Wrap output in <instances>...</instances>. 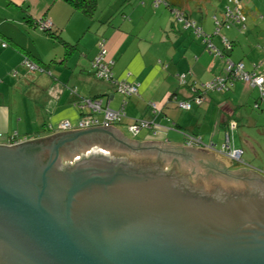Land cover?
Instances as JSON below:
<instances>
[{
	"label": "water",
	"instance_id": "1",
	"mask_svg": "<svg viewBox=\"0 0 264 264\" xmlns=\"http://www.w3.org/2000/svg\"><path fill=\"white\" fill-rule=\"evenodd\" d=\"M94 133L163 150L166 167L93 143L65 164L62 149ZM127 138L93 126L0 143V264H264L262 175Z\"/></svg>",
	"mask_w": 264,
	"mask_h": 264
},
{
	"label": "crops",
	"instance_id": "2",
	"mask_svg": "<svg viewBox=\"0 0 264 264\" xmlns=\"http://www.w3.org/2000/svg\"><path fill=\"white\" fill-rule=\"evenodd\" d=\"M161 4L154 0H98L97 13L88 17L63 0H0V38L7 41L6 46L0 43V143L13 134L29 137L27 129L34 128L33 123L40 126L31 139L50 134L46 125L57 126L63 120L75 123L82 115L76 104L78 100L101 98L112 109H119L125 103L126 116L115 127L124 136L141 143L163 141V147L191 148L228 167L225 160H220L224 154L211 155L206 143L218 146L222 141L220 133L231 130L232 119L239 126L246 118L242 114L246 105L259 99L256 87L241 79L233 84L227 80L225 89L207 90L206 103L195 104L190 110L180 109L168 99L176 94L179 99L191 100L197 94L196 86L224 73L228 56L243 61L246 70L264 74V55L253 54V49L245 45L244 39L251 37L248 32L224 29V35L233 42V48L228 51L223 38L219 42L214 36L217 31L207 29L211 27L210 19L203 16L204 12L201 11L200 24L188 14L190 20L185 22L176 20L174 11ZM179 8L186 11L183 6ZM224 13L223 9L215 17L220 16L224 21ZM29 17L51 19L59 35L53 37L41 31L29 22ZM194 24L209 31L205 32L211 35L213 46L226 54L216 56L211 52ZM258 33H264L263 24ZM102 35L108 36L107 58L113 61L114 76L138 84V94L124 95L115 84L95 74L93 63ZM259 37L264 39V34ZM26 51L46 71L26 69L23 65ZM182 75L188 80L184 86L180 85ZM74 88L77 92H73ZM42 95L45 100L42 108L33 105V109L29 100H40ZM150 101L161 108L158 114L152 112ZM257 113L256 120L250 117L245 121L264 125V114ZM137 118L156 122L157 133L145 128L136 138L131 137L127 126ZM187 134L201 138L205 144L186 145ZM239 143L242 140L237 134L234 145L242 148ZM245 152L243 149V156Z\"/></svg>",
	"mask_w": 264,
	"mask_h": 264
},
{
	"label": "built area",
	"instance_id": "3",
	"mask_svg": "<svg viewBox=\"0 0 264 264\" xmlns=\"http://www.w3.org/2000/svg\"><path fill=\"white\" fill-rule=\"evenodd\" d=\"M227 17L229 21H232V17H236V20L238 22H243L246 20V16L243 11L240 10V7H236L232 10V8H228ZM40 26L45 29H51L53 26V22L50 19L41 20ZM196 31L200 35L206 34L202 31L200 27H197ZM203 36V37H204ZM209 38V37H208ZM207 39V38H206ZM107 41L108 36H103L100 39L99 43V53L94 59V69L95 73L99 78L105 79L107 81L112 82L115 84L117 90L121 92L124 95H136L139 93V86L135 83H130L126 81L125 79H118L114 76L113 70H112V64L113 61L109 60L107 58L108 54V48H107ZM226 42V39H224ZM3 46H6V42L1 43ZM209 47H211L212 50H214L216 53H220L217 48L213 46L211 41H209ZM28 67L32 69H40L38 65H36L33 62H27ZM244 63L233 61L230 58H226V66H225V74L224 75H218L215 79L212 81H209L205 84L201 85V88L204 90H201L199 93H197L194 97V100L197 102V104L201 105L206 101V91L207 90H222L227 87V80L232 79L235 81L237 79L244 80L248 83H250L254 87H258L260 90V95L262 99H264V76L257 75L255 72L249 73L244 70ZM185 75H182L181 81H183ZM233 84V82L231 83ZM73 92H77V89H73ZM177 104L180 106V108L183 109H190L192 107L191 102L183 101L178 98L175 99ZM77 106L83 110V114L79 118L78 121L75 123L69 120H63L57 126H54L60 131H67V130H78V129H86L87 127H93V126H116L120 122L123 121V119L126 116L125 111V103L122 104V106L119 109H112L108 105H104L103 99L101 98H88L84 97L83 99L78 100L76 103ZM150 107L153 113L158 112V105L156 102H151ZM155 125L158 126L156 122L153 120L143 119V118H137L134 119L132 123H130L127 128L132 134L133 137H137L140 132L145 128H151L153 130V133H157V129L155 128ZM0 137H2V133L0 132ZM28 137H19L16 134L8 136L5 144L13 145L16 143L27 141ZM199 142H201L198 139ZM225 151L227 153H233V155L236 158H242L243 149L237 148L235 146L231 145V138L230 135L227 134V141H225ZM230 147V148H229ZM229 148V149H228Z\"/></svg>",
	"mask_w": 264,
	"mask_h": 264
},
{
	"label": "rangeland",
	"instance_id": "4",
	"mask_svg": "<svg viewBox=\"0 0 264 264\" xmlns=\"http://www.w3.org/2000/svg\"><path fill=\"white\" fill-rule=\"evenodd\" d=\"M225 3H227L232 10L235 9L236 7H240V10L243 11L246 15H247V19L244 22H238L236 20V17H232V21L229 22L228 20H225L224 23L226 26H228L227 28L229 30H232L236 33L241 32L243 34L247 33L251 36L249 39L245 38L244 42L245 45L249 48V49H253V54H259L260 56L263 54L264 55V39L259 37L262 34H259L258 32L260 31V28L262 27V24L264 25V0H183V4L182 6L185 7L184 12H186V14L191 16V20L192 21H198L201 18V14L202 12H204L203 16H208V18L210 19V25L211 27H207L208 30H218V23L215 19V14L218 13H222ZM161 6L163 7V3L161 4ZM181 7V5H180ZM202 11V12H201ZM246 11V12H245ZM218 12V13H217ZM225 15V13H224ZM222 16V15H221ZM220 18V19H219ZM219 22H221L223 24V27L221 28L220 33H216L214 36L216 37V39H220L221 37L223 38L224 36V29H226V27L224 26L223 21L221 20L222 18L219 16ZM199 24L201 23L200 21H198ZM262 23V24H261ZM251 27L252 31H249V28ZM207 33H209V31L205 30ZM259 36H258V35ZM248 40V41H247ZM220 42V40H219ZM44 45V44H42ZM230 46H232L233 48V42L232 41H228V45L227 48H230ZM259 57V56H258ZM248 83V82H247ZM250 84V83H248ZM257 89V93H256V97L258 96L260 98V92ZM255 97V96H254ZM40 100H29V104L31 105V107H33V105H37L39 108H42V104L45 100H42L44 98V96H39ZM253 99V97H252ZM253 102L250 103V105H246L245 109L243 110L244 112L242 114H244L246 116V118L240 122L239 126L237 124V121L235 119H232L230 121L231 127H235L236 124L237 126L235 128H231V130H229V132H224V133H220L222 141L219 143L218 146H211L209 148H211V150H208L209 153H211V155H215V153H223L224 155L220 158V160H225L224 163L228 164V167H226L227 169L230 170V168H232L233 170L236 169H244V170H254V172L262 175L264 177V134L260 133V129L264 128V125L261 124L258 125V122H254V121H245L248 118H253V120H256V118L254 117H258V113L257 111H259V115L264 114V99H262L258 104L257 102H255V100H252ZM263 103V107L260 106V104ZM34 109V107H33ZM44 113V108L41 110ZM43 116H41L42 118ZM264 124V122H263ZM33 125L35 126L33 127H28L27 132L29 133V137L32 138V134L34 131H36L37 126L40 125H36L35 123H33ZM116 127V126H114ZM47 130V129H46ZM264 130V129H263ZM124 131L126 132V130L124 129ZM127 131L129 132V135L132 136V134L130 133V131L127 129ZM47 132H49L50 134H45L44 136L47 135H51L52 133L54 134V132H51V130H47ZM21 133H24V131H21ZM46 133V132H44ZM156 134V133H153ZM215 135H217V132H214ZM227 134L230 135V138L232 140L233 146L234 145V139L235 136H237V134L240 135V139L242 140V144L239 145L246 150L244 156L242 154V158H236L233 153H227V151H225V141H227ZM128 135V136H129ZM24 136V135H22ZM28 137V138H29ZM251 144L253 148H250V146L247 144ZM205 144V143H204ZM207 146H210L209 144L206 143ZM236 147V146H235ZM230 148V147H229ZM228 148V149H229ZM239 148V147H238ZM207 153V152H205ZM208 154V153H207ZM216 156V155H215Z\"/></svg>",
	"mask_w": 264,
	"mask_h": 264
},
{
	"label": "trees",
	"instance_id": "5",
	"mask_svg": "<svg viewBox=\"0 0 264 264\" xmlns=\"http://www.w3.org/2000/svg\"><path fill=\"white\" fill-rule=\"evenodd\" d=\"M63 1H65V2H67L68 4H70L74 9H76V10H79V11H81L82 13H84L86 16H88V17H94L95 16V14L97 13V10H98V0H63ZM154 2L155 3H164L166 6H168V7H170L173 11H174V15H175V19L176 20H178V19H180V20H183V21H185V22H187V21H189L190 19L188 18V16H186V12H184L181 8H179L180 7V5L182 6V4H183V0H154ZM179 6V7H178ZM228 8H231L228 4H225V7H224V12H225V19H224V21L225 20H228V17H227V13H228ZM245 14V13H244ZM245 16L247 17V15L245 14ZM41 19L42 20H45V19H47V18H40V19H35V17H29V22H31V23H33L34 25H36V27L38 28V29H40L41 31H44V32H46V33H48V34H50L51 36H53V37H56V35H59V31L58 30H56L55 28H54V25L52 26V28L51 29H45V28H42L40 25V22H41ZM49 19V18H48ZM215 19H216V21H217V23H218V30L216 29V31H217V33H220V31H221V28L223 27V24L221 23V22H219L220 20L217 18V17H215ZM247 19V18H246ZM51 20V19H50ZM52 21V20H51ZM224 21H223V23H224ZM229 21V20H228ZM191 22V21H190ZM229 22H231V21H229ZM244 22V21H243ZM245 23V22H244ZM192 26H194L196 29H197V26L194 24V25H192ZM224 26L227 28L228 26H226L225 25V23H224ZM201 28V27H200ZM202 29V28H201ZM202 31L204 32V34H206V36H208V37H205L203 34H202V36H204L203 37V39H204V41L208 44L209 43V41H210V39H211V35H209V34H207L203 29H202ZM199 33H201V32H199ZM199 33L197 32V34L199 35ZM216 33V32H215ZM214 33V34H215ZM104 35H102V37H103ZM199 36H201V35H199ZM224 37H223V40L224 39H226V42L224 41V43H225V45H226V50H228V51H230L231 50V48H232V46H230V48H227V45H228V41H229V39H228V37H226V35H223ZM101 37V38H102ZM100 38V39H101ZM207 38V39H206ZM1 42H6L7 43V41H5V40H3L2 39V37L0 38V43ZM99 43H100V40L98 41V46H99ZM208 47H209V44H208ZM209 48H211V47H209ZM99 50H100V48H99ZM210 51L211 52H213L214 54H216V56H222V54H224L225 52H221L220 50H219V52L220 53H216L214 50H212V49H210ZM98 53H99V51H98ZM97 53V54H98ZM97 54H96V56H97ZM226 54V53H225ZM95 56V57H96ZM34 58V55H32L29 51H26L25 52V54H24V63H23V65L25 66V68L26 69H28L29 71H39L40 69H32V68H30V67H28V65H27V62H33V63H35L36 65H38L39 66V64L33 59ZM228 58H230L231 59V57H229L228 56ZM95 59V58H94ZM231 60H233V59H231ZM233 61H235V60H233ZM239 62V61H238ZM240 62H243V61H240ZM244 63V62H243ZM226 66V65H225ZM40 67V66H39ZM244 67H245V63H244ZM244 70L245 71H247V72H249V73H253V72H255L257 75H262V76H264V74L262 73V72H260V71H258V70H253V71H248V70H246V67L244 68ZM96 74V73H95ZM225 74V67H224V73L223 74H221V75H224ZM216 78V76L213 78V79H215ZM102 79V78H101ZM213 79H211V81L213 80ZM229 80V82H233L234 83V80L232 79V81H231V79H228ZM187 82H188V80H187V77L185 76L184 77V79H183V81H181V78H180V85H186L187 84ZM203 84H205V83H203ZM227 85H228V81H227V83H226ZM202 85V84H201ZM257 87V86H256ZM258 88V87H257ZM117 89V88H116ZM225 89V88H224ZM196 91H197V93H199L201 90H203L202 88H201V86H196V89H195ZM223 90V89H222ZM258 90H259V88H258ZM204 91V90H203ZM259 92H260V90H259ZM195 93V92H194ZM260 96V98L258 99V101H257V104L262 100V97H261V95H259ZM176 98H178V95H176V94H173L168 100H170V101H172V102H174L179 108H180V106L177 104V102L175 101V99ZM179 99V98H178ZM180 100H183V99H180ZM183 101H189V102H191L192 103V107H193V105H199V104H197V102L194 100V97L190 100H183ZM152 101H150L149 102V105H150V103H151ZM154 102V101H153ZM206 102H204V103H202L201 105H204ZM158 105V104H157ZM261 106V105H260ZM192 107L190 108V109H192ZM79 108V107H78ZM151 108V107H150ZM181 109V108H180ZM183 109V108H182ZM190 109H184V110H190ZM79 110L81 111V114H83V110L82 109H80L79 108ZM160 110H161V108L158 106V112H157V114L160 112ZM47 126V130H53L54 131V133L55 132H57L54 128V126L53 125H46ZM132 137V136H131ZM133 138H136V137H133ZM31 139V138H30ZM101 139H103L104 141H107V140H114L115 141V139H113L112 138V136L110 137V135H102V137H101ZM132 144L134 143V144H140L139 143V141H134L133 139H131V138H127ZM198 139L200 140V141H202L201 140V138H199V137H194V136H192V135H188L187 134V138H186V142H185V144L186 145H193V146H195V145H197V146H199L200 144H201V142H199L198 141ZM94 144V143H93ZM93 144H81L80 146H78V147H76V146H74L72 143L71 144H69V145H67L66 147H64L63 149H62V158L64 157V159H69V157H68V155L69 156H73V153L74 152H76V151H79L80 152V150L81 149H83V151H84V153H86L88 150H90L94 145ZM98 145H104V146H106L107 147V149H108V151H111L112 153H114V155H116V153H117V150L119 149V148H116L114 145H108V144H104V143H99ZM211 146H213V144H211L210 145V147ZM89 147V148H88ZM137 147H139V148H136V149H131V148H129V147H123V148H121V149H123V150H127V152H128V157L134 162V163H136V164H143V165H149V164H152L153 162H158V163H161L162 165H164V167H166V163H165V157H167L165 154L166 153H164L165 151H163V150H156V149H154V148H149V149H146V147H144V148H142L143 146L142 145H137ZM88 148V149H87ZM83 151H81V153L83 152ZM83 153V154H84ZM71 160V159H70ZM173 162V164H171L170 166H167V167H174V166H176V163H175V161H172Z\"/></svg>",
	"mask_w": 264,
	"mask_h": 264
},
{
	"label": "flooded vegetation",
	"instance_id": "6",
	"mask_svg": "<svg viewBox=\"0 0 264 264\" xmlns=\"http://www.w3.org/2000/svg\"><path fill=\"white\" fill-rule=\"evenodd\" d=\"M113 132H114V128L113 129H111ZM106 135V133H94V134H92V135H90V136H88V137H84V138H82L81 140L79 139L78 141H76V142H72V144L74 145V146H76V147H78V146H80L81 144H92V143H94V145H98V143H104V144H108V145H114L116 148H119V149H121V148H123V147H129V148H134L129 142L128 143H126V142H122V141H120V140H107V141H104L103 139H101V137H102V135ZM107 135H110V134H107ZM134 144V143H133ZM201 144H204V142L203 141H201ZM200 144V145H201ZM94 147V146H93ZM142 148H144V147H142ZM121 151H125V152H120V153H124V154H120L119 153V155H114V156H117V158H128L129 159V155H128V152H127V150H121ZM118 153V152H117ZM128 155V156H127ZM47 157L48 156H46L45 157V159H47ZM62 160H63V162L65 163V164H69L70 162H73L72 160H70V159H64V157L62 158ZM139 164V163H138ZM141 165H143V164H141ZM219 172H221V171H219ZM241 174L242 173V170H239V172L237 173V174ZM239 174V175H240ZM238 175V176H239ZM251 177V176H250ZM238 179L239 180H243V176H240V177H237V180H235V182H234V184H242V182H240V181H238ZM247 182H248V177H246V179H245ZM244 183V182H243ZM227 189V190H230V188H228V187H225V185H221V184H219L218 185V187H216V188H214V192H216V191H218L219 189ZM234 188L236 189L237 187L236 186H234ZM234 188H231V190H233ZM247 188H239V189H237V190H246ZM205 190H207V189H205Z\"/></svg>",
	"mask_w": 264,
	"mask_h": 264
}]
</instances>
